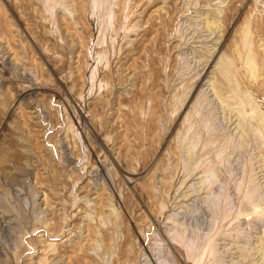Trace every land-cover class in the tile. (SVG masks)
I'll return each instance as SVG.
<instances>
[{"label": "rangeland", "instance_id": "374dc122", "mask_svg": "<svg viewBox=\"0 0 264 264\" xmlns=\"http://www.w3.org/2000/svg\"><path fill=\"white\" fill-rule=\"evenodd\" d=\"M0 264H264V0H0Z\"/></svg>", "mask_w": 264, "mask_h": 264}, {"label": "bare ground", "instance_id": "6f19581e", "mask_svg": "<svg viewBox=\"0 0 264 264\" xmlns=\"http://www.w3.org/2000/svg\"><path fill=\"white\" fill-rule=\"evenodd\" d=\"M247 66H248V68H247L248 71L250 72L252 77H254L256 74V65H255L254 59L251 55H249V57H248Z\"/></svg>", "mask_w": 264, "mask_h": 264}]
</instances>
